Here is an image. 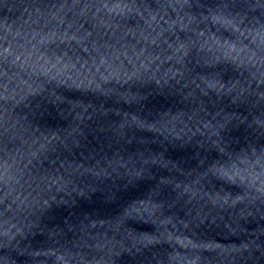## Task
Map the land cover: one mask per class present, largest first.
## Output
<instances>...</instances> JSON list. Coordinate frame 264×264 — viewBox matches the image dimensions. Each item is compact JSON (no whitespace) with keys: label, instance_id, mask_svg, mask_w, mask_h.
Returning <instances> with one entry per match:
<instances>
[{"label":"water","instance_id":"water-1","mask_svg":"<svg viewBox=\"0 0 264 264\" xmlns=\"http://www.w3.org/2000/svg\"><path fill=\"white\" fill-rule=\"evenodd\" d=\"M0 264H264V0H0Z\"/></svg>","mask_w":264,"mask_h":264}]
</instances>
